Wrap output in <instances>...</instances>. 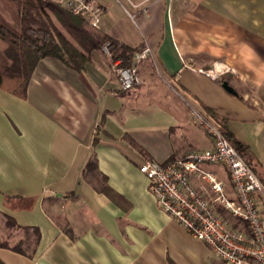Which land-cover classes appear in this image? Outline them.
Wrapping results in <instances>:
<instances>
[{"label": "crops", "instance_id": "crops-1", "mask_svg": "<svg viewBox=\"0 0 264 264\" xmlns=\"http://www.w3.org/2000/svg\"><path fill=\"white\" fill-rule=\"evenodd\" d=\"M97 1L103 6L99 30L150 49L137 63L138 96L119 89L114 61L101 48L88 52L83 70L42 58L25 97L0 88V224L7 241L18 238L9 244L25 250L0 247V260L227 264L157 206L138 169L143 156L123 137L130 134L162 163L209 147L211 138L191 122L189 102L213 115L233 145L246 146L247 162L264 177V0ZM215 62L229 66L222 76L236 94L199 71ZM142 93L149 97L141 99ZM131 99L138 105L130 106ZM138 117L142 126L134 125ZM92 155L110 195L83 173ZM206 168L233 199L226 167ZM202 192L228 217L212 193ZM257 198L264 208V189ZM6 216L18 227L8 226ZM231 223L246 230L241 221Z\"/></svg>", "mask_w": 264, "mask_h": 264}, {"label": "built area", "instance_id": "built-area-1", "mask_svg": "<svg viewBox=\"0 0 264 264\" xmlns=\"http://www.w3.org/2000/svg\"><path fill=\"white\" fill-rule=\"evenodd\" d=\"M50 1L99 27L103 6L97 0ZM103 50L108 51V43L103 45ZM149 54V47L136 52L131 66H122L119 59L115 61L121 89L127 90L139 84L140 75L135 64ZM199 71L216 80L230 68L223 62H215ZM187 103L190 119L208 134L211 144L207 148L191 150L167 163L153 159L141 161L138 169L148 180V191L162 211L176 219L195 238L205 242L215 256L225 263L244 264L253 260L257 264H264V208L257 198V194L264 189V183L218 124L202 109ZM218 163L228 171L235 193L233 199L228 197L225 183L206 168L207 164ZM192 177L200 183H194ZM202 190L212 193L213 199L240 220L246 230L234 228L225 221Z\"/></svg>", "mask_w": 264, "mask_h": 264}, {"label": "trees", "instance_id": "trees-1", "mask_svg": "<svg viewBox=\"0 0 264 264\" xmlns=\"http://www.w3.org/2000/svg\"><path fill=\"white\" fill-rule=\"evenodd\" d=\"M54 17L78 44L86 47V51L81 50L64 35L54 22ZM105 43H108L110 58L113 61L119 59L122 66L133 65L134 54L143 49L142 45L131 46L112 38L89 24L81 15L73 14L50 0H0V88L25 97L30 78L42 58L54 57L76 70H83L88 60V52L92 48L100 49ZM216 80L229 81L225 76ZM203 111L221 128L213 115L205 109ZM123 139L138 150L143 160L151 159L130 134L125 133ZM97 141L98 138L95 136L93 143ZM235 147L247 162L246 146ZM247 163L254 170L249 161ZM83 173L90 174L100 183L98 187L100 191L111 194L112 190L106 183V176L97 169L94 155L87 160ZM260 180L264 181V177ZM5 219L8 226L18 227L10 217L6 216ZM239 221L234 220L236 223ZM0 247H9L25 253L21 243L10 245L7 240L0 239ZM0 264L4 263L0 260Z\"/></svg>", "mask_w": 264, "mask_h": 264}, {"label": "rangeland", "instance_id": "rangeland-1", "mask_svg": "<svg viewBox=\"0 0 264 264\" xmlns=\"http://www.w3.org/2000/svg\"><path fill=\"white\" fill-rule=\"evenodd\" d=\"M53 20H54V22L57 24V26H58V28L59 29H61L62 30V32L64 33V35L66 36V37H68L74 44H76L78 47H80V45L77 43V41L68 33V31L57 21V19L54 17L53 18ZM106 44V43H105ZM104 45V44H103ZM103 45H102V47H101V49H102V51L105 53V54H107V55H109V50L107 51V52H105L104 50H103ZM138 63V62H137ZM137 63L135 64L136 65V67H137ZM137 69H138V67H137ZM138 72H139V70H138ZM114 74H115V76H116V78H117V83H118V86H120L119 85V79H118V73H117V64L115 63V60H114ZM139 75H140V82H139V84H137V85H134L133 87H131V88H129V89H127V90H123V89H121L120 87H119V89L121 90V91H126V92H128V94H130V96H132L133 97V95L134 94H136V96H138L137 94H138V89L141 87V83L143 82V79H142V77H141V74H140V72H139ZM162 81L164 82V78L162 79ZM165 82H167L166 80H165ZM164 82V83H165ZM141 84V85H140ZM142 94H145V93H142ZM139 97L141 98V99H146L147 97H149V95H144V96H141V95H139ZM140 99V100H141ZM132 100V99H131ZM131 100H129V103H130V106L131 105H133V104H135L136 106L138 105L137 103H138V101H131ZM134 102V103H133ZM189 113V112H188ZM147 119V118H146ZM143 122V118L142 117H138V118H136V121H134V122H136L134 125H138V126H142V125H140V122ZM131 122V121H130ZM141 122V123H142ZM191 122H192V120H191ZM129 125H130V123H129ZM154 160V159H153ZM172 161V160H171ZM226 216H224L223 218H224V220L225 221H227L228 223H230L231 225H232V223L231 222H234V220H235V218L229 213L228 214V217H226ZM1 223V222H0ZM5 232H7V230L5 229V228H3V226L0 224V239H2V240H6V238H5ZM17 237H9L8 238V241L10 242V243H14V242H16L17 241Z\"/></svg>", "mask_w": 264, "mask_h": 264}, {"label": "water", "instance_id": "water-1", "mask_svg": "<svg viewBox=\"0 0 264 264\" xmlns=\"http://www.w3.org/2000/svg\"><path fill=\"white\" fill-rule=\"evenodd\" d=\"M222 86L230 93L236 94V90L229 84L227 80L222 81Z\"/></svg>", "mask_w": 264, "mask_h": 264}]
</instances>
